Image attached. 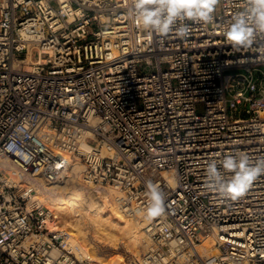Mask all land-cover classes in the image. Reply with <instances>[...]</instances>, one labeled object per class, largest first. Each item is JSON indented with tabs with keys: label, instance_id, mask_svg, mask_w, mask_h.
Instances as JSON below:
<instances>
[{
	"label": "built area",
	"instance_id": "2783aa9c",
	"mask_svg": "<svg viewBox=\"0 0 264 264\" xmlns=\"http://www.w3.org/2000/svg\"><path fill=\"white\" fill-rule=\"evenodd\" d=\"M248 5L218 0L179 38V21L143 28L133 0H0V264H102L37 201L33 183L75 167L143 224L136 264H264V174L235 200L206 174L264 159V32L239 49L224 35ZM148 182L165 198L152 219Z\"/></svg>",
	"mask_w": 264,
	"mask_h": 264
},
{
	"label": "clouds",
	"instance_id": "9594fccd",
	"mask_svg": "<svg viewBox=\"0 0 264 264\" xmlns=\"http://www.w3.org/2000/svg\"><path fill=\"white\" fill-rule=\"evenodd\" d=\"M217 3L218 0H133V10L143 28L160 36H166L179 21L176 35L183 38L188 34V26L183 21L212 22ZM256 30L264 32V0H249L246 10L236 13L225 27L224 35L234 48H248L255 39ZM221 169L231 173V179L227 182ZM206 174L210 188L235 200L244 195L257 177L264 174V159L253 165L246 154L228 155L220 167L216 161L208 163ZM147 189L150 199L147 218L152 219L164 213L165 198L157 184L148 182Z\"/></svg>",
	"mask_w": 264,
	"mask_h": 264
},
{
	"label": "bare ground",
	"instance_id": "6f19581e",
	"mask_svg": "<svg viewBox=\"0 0 264 264\" xmlns=\"http://www.w3.org/2000/svg\"><path fill=\"white\" fill-rule=\"evenodd\" d=\"M80 172H81V167H75L72 171L68 173L67 182H72V183L77 184L75 187L74 186L73 187H67V186L61 187V186H58L59 185L58 184V185H55L53 187L51 186L50 188H48V185L45 186L44 182H43L44 185H41L39 183H36V184L33 183L37 193L39 194V197H37V201L40 204L43 202L50 203L52 207H55L57 210L61 212H65V211H69L68 213L74 212L73 214H76L81 217L79 219L85 220V222L88 223L86 226L90 225V227H92L90 230L92 229L94 230L93 237L91 234L93 231L92 232L90 231L91 233H89L91 234L90 236H91V239L93 238V240L89 239L88 237L87 238L91 240L92 242H94L96 248L98 249L100 248V253L98 252L99 253L98 255H102L104 251L107 252V250H110V249L113 251L112 252L113 259L114 258L116 259L113 260V262H111L112 264H122V262L119 261L117 258L118 256L122 255L120 253V250H124V251L131 253L134 259L133 263L135 264L138 263V261L140 260V254L138 250L139 247L143 243H145V246H143L145 250H147L149 247V245L147 244V240L145 236L143 235V232L141 231V229L143 228V224L136 220L127 219V217L123 215L119 205L117 204V201H116L117 196L114 190L112 189L110 190L111 198L109 196H105V197L110 198V200L107 203H106V200L105 202H101L102 200L100 199L101 194L100 196L99 195L97 196L98 198L94 197L95 195H93L94 193L92 194V192H89V195L86 194V189L83 183L78 181V178L80 177ZM56 188H58L59 193L56 192L55 190ZM51 191L53 193H51L50 195L48 194L47 196L46 195L47 192H51ZM105 197L102 196V198H105ZM100 202L104 204L100 205ZM102 206L104 208L109 206V208L111 209V214L105 212ZM76 226H77V223L75 227ZM86 226H85V229L87 228ZM74 246L75 244L72 243L73 248ZM210 248H213V246ZM84 252L85 250L82 251V253ZM86 254H87L86 256L87 258H92V256L89 255L88 251H86ZM96 258H98L97 255H96Z\"/></svg>",
	"mask_w": 264,
	"mask_h": 264
},
{
	"label": "rangeland",
	"instance_id": "374dc122",
	"mask_svg": "<svg viewBox=\"0 0 264 264\" xmlns=\"http://www.w3.org/2000/svg\"><path fill=\"white\" fill-rule=\"evenodd\" d=\"M1 18V17H0ZM239 72H243V71H232L231 72V74H236V73H239ZM78 181H80L81 183H83V185H84V187H85V189H86V194H88L89 195V192H92V194L93 195H95L94 197H97L98 196V194H96V190L93 188V187H91V186H89V185H87V184H85L84 182H83V180H82V178L81 177H79L78 178ZM36 184V183H35ZM39 184H41V185H44L43 184V182H41V181H39ZM77 184H75V183H72V182H63V183H61V184H59L58 186H61V187H64V186H67V187H75ZM45 186H47V185H45ZM51 186H49L48 185V188H50ZM53 187V186H52ZM56 190V192L57 193H59L58 192V188H56L55 189ZM96 191V192H95ZM56 192H54V193H56ZM88 192V193H87ZM51 193H53L52 191L51 192H47V196H48V194L50 195ZM98 193V192H97ZM38 194V193H37ZM87 195V196H88ZM91 195V194H90ZM100 196V195H99ZM102 196H103V194H101V198L100 199H102V200H104V201H102L101 200V202H105V200H106V203L110 200L108 197H105V198H102ZM108 196L110 197V195L108 194ZM37 197H39V194H38V196ZM90 198H91V196H90ZM98 198V197H97ZM107 198V199H106ZM100 202V205L101 204H104V203H101ZM41 205H42V207L43 208H46V209H48V210H50V211H52L55 215H56V220H57V224L59 225V227L60 228H62V229H64V230H67V231H69L70 233H71V235H72V243H74L75 244V246H74V248H73V251H74V253L79 257V258H87L86 256H87V254H86V251H88V253H89V255L90 256H92V259H95V260H97V261H99V262H101L102 264H110L111 262H113V260H115L116 258H114L113 259V256H112V250L110 249V250H107V252L106 251H104V253L102 254V255H98L99 253H100V248L98 249V248H96V246H95V244H94V242H92L91 240H93V238L91 239V234H92V237L94 236V230L92 229V230H90L92 227H90V225L89 226H86L88 223L87 222H85V220H81V219H79V218H81L80 216H78V215H76V214H73L74 212H72V213H68L69 211H65V212H61V211H59V210H57L55 207H52V205L50 204V203H47V202H43V203H41ZM103 207V206H102ZM104 208V207H103ZM104 211L105 212H107V213H110L111 214V209L109 208V206L108 207H106V208H104ZM75 218V219H74ZM78 218V219H77ZM127 219H130V218H127ZM130 220H132V219H130ZM85 222V223H84ZM76 223H77V226L75 227V225H76ZM82 224H83V226H82ZM72 225V226H71ZM87 227L86 229H85V226ZM90 227V228H89ZM75 228H76V230H75ZM89 228V229H88ZM85 229V230H84ZM81 231H83V232H81ZM92 233H91V232ZM141 231L143 232V235L145 236V234H144V231H143V228L141 229ZM86 233V234H85ZM89 233H91V234H89ZM83 234V235H82ZM85 234V235H84ZM87 234H88V236H87ZM89 239H91V240H89ZM146 238V237H145ZM92 242V243H91ZM90 243V244H89ZM143 246H145V243H143L140 247H139V254H140V257L142 256V254H143V252H144V250H145V248L143 247ZM210 247H212V246H210ZM209 247V248H210ZM96 249V250H95ZM98 249V250H97ZM83 250H85V252L84 253H82V251ZM97 251V252H96ZM109 251V252H108ZM99 252V253H98ZM120 253L122 254V255H120V256H118L117 258H118V260L119 261H121L122 262V264H134L133 263V261H134V259H133V255H131V253H129V252H127V251H124V250H120ZM96 255H97V257L98 258H100V259H98V258H96ZM107 255V256H106ZM110 255V256H109ZM130 255V256H129ZM101 256V257H100ZM108 257V258H107ZM111 257V258H110ZM107 258V259H106ZM129 259H130V261H129ZM133 259V260H132ZM109 261V262H108ZM132 262V263H131ZM112 264V263H111Z\"/></svg>",
	"mask_w": 264,
	"mask_h": 264
}]
</instances>
